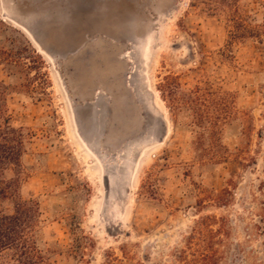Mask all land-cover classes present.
I'll use <instances>...</instances> for the list:
<instances>
[{
  "label": "rangeland",
  "instance_id": "obj_1",
  "mask_svg": "<svg viewBox=\"0 0 264 264\" xmlns=\"http://www.w3.org/2000/svg\"><path fill=\"white\" fill-rule=\"evenodd\" d=\"M91 44L118 102L72 89ZM0 80V212L37 202L52 264H264V0H0Z\"/></svg>",
  "mask_w": 264,
  "mask_h": 264
},
{
  "label": "trees",
  "instance_id": "obj_2",
  "mask_svg": "<svg viewBox=\"0 0 264 264\" xmlns=\"http://www.w3.org/2000/svg\"><path fill=\"white\" fill-rule=\"evenodd\" d=\"M34 53L31 54L33 57ZM10 90L11 85L0 80V203L9 198V190H12V185L5 179L6 172L13 166L21 167L26 152L22 130L11 124ZM41 224L42 212L37 202H18L13 215L0 212V255L10 251L13 264H52L51 255L56 252L48 248V242L40 239Z\"/></svg>",
  "mask_w": 264,
  "mask_h": 264
},
{
  "label": "water",
  "instance_id": "obj_3",
  "mask_svg": "<svg viewBox=\"0 0 264 264\" xmlns=\"http://www.w3.org/2000/svg\"><path fill=\"white\" fill-rule=\"evenodd\" d=\"M27 30L32 35L31 31L29 29ZM103 54H105V51L102 48L96 47L94 44H91L87 50H81L79 53V56L75 60L78 72L72 78V89L79 96L77 99H82L84 95L91 94L100 83H103L107 90L112 91V101L114 103L118 102L121 94L117 91L111 79L109 73L111 64H104L100 59ZM92 71L94 72L92 73ZM96 90V92L103 91L101 89ZM123 105L124 108L116 109L115 115L119 118L132 116V103L129 97L125 99ZM113 127L118 129V125L116 124H113Z\"/></svg>",
  "mask_w": 264,
  "mask_h": 264
},
{
  "label": "bare ground",
  "instance_id": "obj_4",
  "mask_svg": "<svg viewBox=\"0 0 264 264\" xmlns=\"http://www.w3.org/2000/svg\"><path fill=\"white\" fill-rule=\"evenodd\" d=\"M140 82V81H139ZM150 112H151V110H150ZM151 114H153V116H154V113L152 112ZM155 117V116H154ZM159 117V116H158ZM163 117V116H162Z\"/></svg>",
  "mask_w": 264,
  "mask_h": 264
}]
</instances>
